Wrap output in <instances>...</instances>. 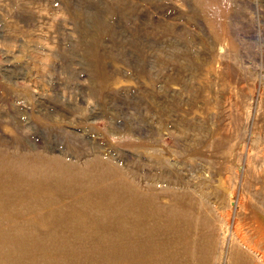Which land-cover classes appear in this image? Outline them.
<instances>
[{"label": "rangeland", "instance_id": "1", "mask_svg": "<svg viewBox=\"0 0 264 264\" xmlns=\"http://www.w3.org/2000/svg\"><path fill=\"white\" fill-rule=\"evenodd\" d=\"M0 264H264V0H0Z\"/></svg>", "mask_w": 264, "mask_h": 264}]
</instances>
